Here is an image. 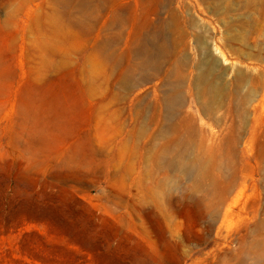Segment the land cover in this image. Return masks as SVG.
<instances>
[{
    "label": "rangeland",
    "instance_id": "374dc122",
    "mask_svg": "<svg viewBox=\"0 0 264 264\" xmlns=\"http://www.w3.org/2000/svg\"><path fill=\"white\" fill-rule=\"evenodd\" d=\"M156 1L0 0V264H264V0ZM166 143L223 164L211 227L143 214Z\"/></svg>",
    "mask_w": 264,
    "mask_h": 264
},
{
    "label": "bare ground",
    "instance_id": "6f19581e",
    "mask_svg": "<svg viewBox=\"0 0 264 264\" xmlns=\"http://www.w3.org/2000/svg\"><path fill=\"white\" fill-rule=\"evenodd\" d=\"M161 3H162V7L166 9L167 15L169 17L170 21L168 23L173 25L175 23L176 16L174 11L170 7L169 0H161ZM156 4L159 5L158 0L156 1ZM165 24L168 26L166 22ZM143 33L146 34V31H144ZM157 34H158V30L156 28L154 31H152V33H150V36H155ZM149 61L150 60L147 59L145 63H149ZM239 77H240L239 73H237L236 78ZM196 80L201 84L199 88L200 91L198 94L199 97H207L211 99L215 98L221 89L220 86L214 85L208 81V76L204 71L200 72L196 76ZM233 83H235V80ZM175 99L176 98H174L169 94L166 96L165 102L169 106L173 104ZM207 109H209V105H207ZM140 130L142 131L143 129L140 128ZM208 148L205 149L208 150ZM153 160L158 168L162 167L166 170L172 168L174 164H178V166L181 169L180 171H182L183 175L187 178L193 179L194 182H192V185L187 188L183 197L174 198L173 196L170 195V189H172V187L175 184L174 182H172V180L168 178V176H164L162 180L157 181V183L155 184L156 185L155 188L149 191L147 199L144 200L143 202L144 206L142 209L143 214H145L146 216H150L152 214L160 215L162 216V218L168 217L174 211H176L177 209L175 208L176 204H180L181 201H185L187 203L192 202V204L200 210L201 219L206 221L208 226L211 227L213 222H215L216 215L220 209L221 203L232 184L231 180L225 181L223 164L220 161H216V160L207 162L206 158L202 156H198L196 154L193 155L192 153H189L188 148L186 147L183 150H179L173 153L169 143H166L159 148V151L156 153ZM113 174H114L113 171L110 169L108 171V175H113ZM210 174H213V176L212 177L210 176L209 178L210 183L206 184L204 180H206ZM201 189L204 190L206 195L197 194ZM214 189H218V191L216 192L214 191ZM256 243L257 242L253 240L249 241L245 247L248 250H252L253 247H255ZM261 248L264 249V246L262 244H261Z\"/></svg>",
    "mask_w": 264,
    "mask_h": 264
}]
</instances>
